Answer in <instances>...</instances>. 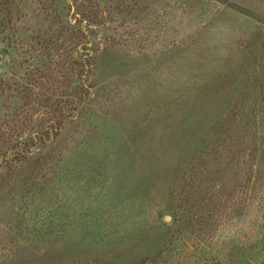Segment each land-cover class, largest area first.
I'll use <instances>...</instances> for the list:
<instances>
[{
    "label": "rangeland",
    "instance_id": "rangeland-1",
    "mask_svg": "<svg viewBox=\"0 0 264 264\" xmlns=\"http://www.w3.org/2000/svg\"><path fill=\"white\" fill-rule=\"evenodd\" d=\"M0 52V264H264V0H0Z\"/></svg>",
    "mask_w": 264,
    "mask_h": 264
},
{
    "label": "trees",
    "instance_id": "trees-1",
    "mask_svg": "<svg viewBox=\"0 0 264 264\" xmlns=\"http://www.w3.org/2000/svg\"><path fill=\"white\" fill-rule=\"evenodd\" d=\"M0 54H1V52H0ZM0 57L2 58V56H0ZM1 60H2V59H1ZM1 60H0V61H1Z\"/></svg>",
    "mask_w": 264,
    "mask_h": 264
},
{
    "label": "water",
    "instance_id": "water-1",
    "mask_svg": "<svg viewBox=\"0 0 264 264\" xmlns=\"http://www.w3.org/2000/svg\"><path fill=\"white\" fill-rule=\"evenodd\" d=\"M167 219L169 220L170 218H169V217H167Z\"/></svg>",
    "mask_w": 264,
    "mask_h": 264
}]
</instances>
